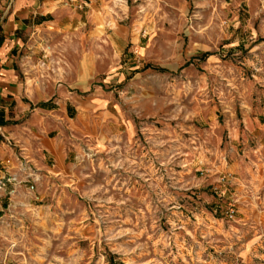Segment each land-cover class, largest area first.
<instances>
[{
	"label": "rangeland",
	"instance_id": "1",
	"mask_svg": "<svg viewBox=\"0 0 264 264\" xmlns=\"http://www.w3.org/2000/svg\"><path fill=\"white\" fill-rule=\"evenodd\" d=\"M11 1L54 121L6 143L0 264H264V0H62L7 32Z\"/></svg>",
	"mask_w": 264,
	"mask_h": 264
},
{
	"label": "crops",
	"instance_id": "2",
	"mask_svg": "<svg viewBox=\"0 0 264 264\" xmlns=\"http://www.w3.org/2000/svg\"><path fill=\"white\" fill-rule=\"evenodd\" d=\"M61 1L12 0L11 8L13 14L16 15L17 12L21 11L28 16L17 18L13 15L6 23L8 26L6 31H15L17 25H41L50 22L54 9ZM1 39L6 43L0 45V122L2 123L0 125V159L7 160L12 167L15 164V159L6 143L11 141L25 148L28 138L35 137L39 139L42 147H45L46 144V148L50 150L52 145L50 142L46 143L47 140L45 139L48 136L46 133L47 128H45L47 123L45 122H53L54 120L52 117L47 118L46 115L38 111L30 112L34 104L26 98L27 94L24 93V90H26V84L23 81L25 69L14 58V53L18 52V44L16 39L7 37V33L3 34L0 41ZM25 99H27V102ZM70 105H68L70 112L68 113L65 108L63 114L64 119L68 121L72 120L70 117L72 114ZM9 110L10 114H8ZM50 127L49 125L48 129ZM53 151L56 150L53 149Z\"/></svg>",
	"mask_w": 264,
	"mask_h": 264
},
{
	"label": "built area",
	"instance_id": "3",
	"mask_svg": "<svg viewBox=\"0 0 264 264\" xmlns=\"http://www.w3.org/2000/svg\"><path fill=\"white\" fill-rule=\"evenodd\" d=\"M87 1V0H86Z\"/></svg>",
	"mask_w": 264,
	"mask_h": 264
}]
</instances>
